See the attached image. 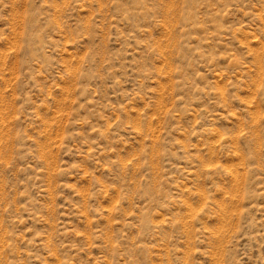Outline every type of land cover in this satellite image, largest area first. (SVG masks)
<instances>
[{
	"label": "rangeland",
	"instance_id": "374dc122",
	"mask_svg": "<svg viewBox=\"0 0 264 264\" xmlns=\"http://www.w3.org/2000/svg\"><path fill=\"white\" fill-rule=\"evenodd\" d=\"M0 264H264V0H0Z\"/></svg>",
	"mask_w": 264,
	"mask_h": 264
}]
</instances>
